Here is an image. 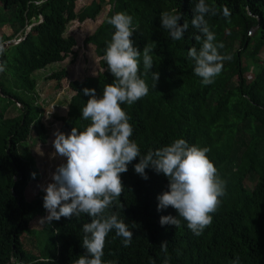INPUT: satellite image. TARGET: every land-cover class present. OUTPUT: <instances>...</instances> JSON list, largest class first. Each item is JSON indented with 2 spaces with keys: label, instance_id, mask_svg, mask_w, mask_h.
Here are the masks:
<instances>
[{
  "label": "trees",
  "instance_id": "obj_1",
  "mask_svg": "<svg viewBox=\"0 0 264 264\" xmlns=\"http://www.w3.org/2000/svg\"><path fill=\"white\" fill-rule=\"evenodd\" d=\"M205 2L217 11L205 19L215 33L214 43L223 44L218 51L228 57L207 86L194 74V62L187 54L189 48L201 46L194 39L200 33L191 25L198 0H0V46L21 39L0 56V63L6 65L2 74L9 75L0 79V95L18 107L19 102L24 104L19 115L6 118L0 107V264H72L85 253L81 241L82 225L90 222L86 214L61 217L45 223L40 231L30 230V223L46 210L44 192L31 201L25 198L31 174L39 178L26 144L32 131L41 143L48 140L42 104L32 96L37 91L33 75L64 61L78 47L82 29L95 21L96 27L84 41L94 46L98 57L95 75L72 81L62 69L49 77L60 88L75 92L67 115L58 117L63 128L83 130L89 121L81 115L88 99L82 89L93 88L99 96L114 79L102 56L114 31L107 19L115 12L131 15L138 25L131 37L138 50L155 42L150 71L159 73L153 87L151 73L143 74L141 54L140 74L148 84V95L130 106L121 105L130 116L131 139L142 154L179 138L208 147L207 156L226 181V192L212 214V224L200 236L182 218L179 228L161 226L160 216L177 215L171 207L157 211L156 197L167 191L168 180L152 168L145 170L148 179H142L134 172L136 158L121 174L124 191L108 210L128 224L132 241L124 247L122 238L110 232L102 260L105 264H162L159 245L167 240L170 264H231L236 256L240 264H264V57L263 61L257 57L264 50V0ZM225 6L230 12L227 17L222 12ZM172 9L182 14L178 23H189L180 40L171 39L160 23V13ZM103 10L106 13L97 19ZM4 26L10 34L6 35ZM250 65L256 68L253 77L248 73ZM254 176L249 190L245 182ZM24 234H34L38 255L25 251Z\"/></svg>",
  "mask_w": 264,
  "mask_h": 264
},
{
  "label": "clouds",
  "instance_id": "obj_2",
  "mask_svg": "<svg viewBox=\"0 0 264 264\" xmlns=\"http://www.w3.org/2000/svg\"><path fill=\"white\" fill-rule=\"evenodd\" d=\"M192 11L191 25L200 33L194 39L201 46L199 49L189 48L187 54L194 62V74L200 78L203 86H207L221 73L223 61L228 57L218 51L223 44L214 43L215 33L205 19L208 14L216 15V9L206 4L205 0H198ZM222 12L225 17L230 15L226 6ZM182 18L176 9L160 13L162 28L168 31L173 40H180L188 30L187 21L178 23ZM107 23L114 31L110 40L106 41L102 59L114 79L112 83L104 85L99 96L93 88L82 89L88 99L81 115L85 121H89L83 130L72 127L67 135L54 130L51 141L54 152L51 156L65 160L50 172L51 182L41 186L44 192L43 208L47 215L39 223L59 221L61 217H79L81 214L90 217V222L82 225L81 246L85 253L72 264H105L102 257L106 237L112 231L116 237L122 238L124 247L131 244L133 232L128 224L118 213L108 210L124 191L121 174L128 171V165L136 158H139V162L133 165L134 172L142 179H148L145 170L152 168L168 180L167 191L156 197L157 211L171 207L177 215L160 216L161 226L170 224L179 228L182 218L187 228L200 236L212 224V214L219 208L220 197L226 192V181L219 176L217 168L207 156L210 151L208 147L189 145L185 139L179 138L169 145L149 149L142 154L138 144L131 139L133 127L129 122L130 116L121 105L130 106L148 95V84L140 74L141 54L144 76L151 73L153 87L158 82L159 73L150 71L155 42L145 45L142 52L138 50L131 39L138 25L125 12L113 13ZM4 51L0 46V56ZM5 70L6 65L0 63V73ZM35 175L31 174L33 179ZM159 248L164 254L162 264H170L168 241H161ZM107 264L114 262L108 261ZM150 264H155V261H150ZM231 264H240L239 256Z\"/></svg>",
  "mask_w": 264,
  "mask_h": 264
},
{
  "label": "rangeland",
  "instance_id": "obj_3",
  "mask_svg": "<svg viewBox=\"0 0 264 264\" xmlns=\"http://www.w3.org/2000/svg\"><path fill=\"white\" fill-rule=\"evenodd\" d=\"M103 10L97 19L102 18L105 14ZM96 27L95 21L89 27H84L81 31L83 34L78 35V47L75 48L74 52L70 54L64 61L59 63H54L49 65L47 68L37 71L34 73L33 77L37 81V92L32 96L35 97V102L42 104L43 116L42 121L45 123L48 129V140L45 144L41 143L32 131L30 140L27 141L26 149L31 153L32 157L35 159L37 173L39 178H34L30 181L25 189V198L27 200H33L38 196L41 190V186L46 185L50 181V172H52L55 166L61 162H64L65 158L56 157L52 158V153L54 148L52 147L51 141L54 139V130H59L65 135L70 133L62 127V121L58 117L67 115L68 108L70 105L71 97L75 94L71 88H60L58 82L55 79H49L54 73L60 72L62 69H66L69 79L72 81L78 80L83 81L88 76L95 75V71L98 67V57L95 54L94 46L92 44H85V39L88 33H90ZM6 35L11 33L10 29L5 26L2 27ZM28 29V28H27ZM18 35V34H17ZM18 41L12 39V41H7L6 45L3 47L6 49L14 43H19ZM259 60L263 61L264 50L257 55ZM251 69V71H250ZM256 68L253 65L249 67V76L253 77L255 75ZM8 74L0 73V79H8ZM2 95V94H1ZM0 95V107L2 109L3 117H13L19 115L23 109L24 104L19 102V106L14 105L9 102L7 98H3ZM10 103V104H9ZM36 104V103H35ZM256 178L252 177L250 180H246L245 187L249 190L252 189ZM47 215V212L43 217ZM42 217H37L34 221L30 223V230L40 231L44 228L45 223H39ZM34 234H24L23 246L25 251L32 252L38 255L37 242L33 238Z\"/></svg>",
  "mask_w": 264,
  "mask_h": 264
},
{
  "label": "water",
  "instance_id": "obj_4",
  "mask_svg": "<svg viewBox=\"0 0 264 264\" xmlns=\"http://www.w3.org/2000/svg\"><path fill=\"white\" fill-rule=\"evenodd\" d=\"M6 45V43L5 44H3V47Z\"/></svg>",
  "mask_w": 264,
  "mask_h": 264
}]
</instances>
